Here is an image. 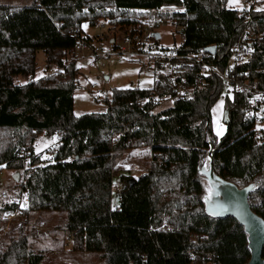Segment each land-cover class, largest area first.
Wrapping results in <instances>:
<instances>
[{
	"label": "trees",
	"instance_id": "obj_1",
	"mask_svg": "<svg viewBox=\"0 0 264 264\" xmlns=\"http://www.w3.org/2000/svg\"><path fill=\"white\" fill-rule=\"evenodd\" d=\"M226 4L227 0L0 3V165L25 167L20 184V192L28 196L24 213L63 211L65 229L74 233V249L96 255L103 264H247L250 249L242 225L232 216L214 217L204 211L198 169L211 150L213 171L222 179L239 187L254 182L248 202L264 220V129L256 132L253 122L243 121L245 97L231 92V97L225 95V130L217 136L210 109L224 84L218 76L199 74L200 64L187 57L214 46L206 61L225 67L244 28L239 11ZM172 6L183 11L167 9ZM100 18L128 27V35L165 20L181 28L178 57L170 60L177 71L156 74L150 88H115L104 112L76 116V70L67 58L76 56L78 39L92 41L82 33L81 23L94 26ZM252 18L260 38L250 59L232 72H249L264 90V10H253ZM151 38L154 49H169ZM37 50L58 71L15 84L16 76H34ZM155 66L163 69L162 62ZM198 85L206 88L153 111L154 96L173 95L177 86ZM42 133L59 136L49 162L33 149ZM141 145L150 157L148 169L137 177L125 172L116 177L119 154ZM116 180L122 188L112 207ZM16 207V201L5 205L8 212ZM28 239L10 236L0 251V264H43L45 255L32 250Z\"/></svg>",
	"mask_w": 264,
	"mask_h": 264
},
{
	"label": "rangeland",
	"instance_id": "obj_2",
	"mask_svg": "<svg viewBox=\"0 0 264 264\" xmlns=\"http://www.w3.org/2000/svg\"><path fill=\"white\" fill-rule=\"evenodd\" d=\"M34 0H0L1 4L28 5ZM246 0H238V3L226 6L230 9L241 10L246 5ZM254 10L264 9V0H257L254 3ZM182 8V7H181ZM180 7H169L170 11H179ZM86 25V27H84ZM103 25V27H99ZM126 26L110 24L108 20L98 19L96 25L90 26L87 22L80 25L82 33L92 39V51L76 52V56L71 55L67 62L72 61L76 70L77 87L73 92V112L76 116L84 113H101L106 110L105 101L111 98V92L115 88H150L153 85V79L156 74L166 73L169 70L165 68H156L155 62L144 55L142 50H152V38L159 34L158 44L165 48L179 47L182 43V36L179 33L181 28L172 25L165 20L159 24L153 31L143 32L140 35V41L146 38L144 48L138 50L141 44L136 45L132 55L117 51L118 48L127 47L124 43L127 33ZM146 36V37H145ZM132 48V47H131ZM96 51L104 53V57H99ZM138 52L139 54H136ZM36 71L34 76L24 77L16 76L15 84H24L30 80H35L48 74L58 71L55 65L48 64L44 52L37 50L35 54ZM70 60V61H69ZM171 73V72H170ZM95 83L97 88L102 90L97 94L95 89H91L90 84ZM225 95L231 97V90L223 86L220 97L216 100L210 109L211 125L214 133L220 136L224 133V103ZM157 99L160 97L155 96ZM155 98V100H157ZM223 103L217 107L218 103ZM172 102L168 100H159L153 111H160ZM215 109V111H213ZM220 133L219 135L217 133ZM57 137L52 140V137ZM58 134L47 136L40 134L34 141L33 149L43 162L51 160L52 152L58 144ZM47 145V146H45ZM39 147V151H37ZM150 161L147 148L141 145L138 148H126L116 159L115 174L116 177L121 173L132 174L137 177L148 169ZM2 175L0 177V251L4 250V243L10 236L19 235L28 236L30 247L34 251H41L45 255L43 264H103L102 260L96 255L86 252H78L73 247L72 232L65 229L66 215L63 211L35 210L23 212L26 204L18 205L13 212H8L5 205L20 202L21 192L20 184L26 176L25 167L21 170L6 169L1 167ZM16 176V179H14ZM203 199L205 200V209L209 213H215L220 207L226 206L230 202L226 191L212 184L208 178L207 171H202ZM118 203V197L113 190L111 205L115 207ZM74 237V236H73Z\"/></svg>",
	"mask_w": 264,
	"mask_h": 264
},
{
	"label": "built area",
	"instance_id": "obj_3",
	"mask_svg": "<svg viewBox=\"0 0 264 264\" xmlns=\"http://www.w3.org/2000/svg\"><path fill=\"white\" fill-rule=\"evenodd\" d=\"M257 0H246L244 3L246 6L238 10L240 17L243 19L244 28L240 33L239 37L236 39L234 44L230 49V55L228 57L227 63L223 69L218 68L215 64L209 63L206 61L207 58L212 55L206 49L195 53L187 55L188 58L195 60L197 63L200 64V72L199 74L203 75L204 77L208 76H218L224 86L229 88L231 92H238L242 93L245 97L244 100V108H243V121L246 122H253L254 123V130L258 132V130L264 129V99L260 97H264V90L258 87L256 80L251 78L249 72H241V73H233L234 70L239 64L245 63L250 57L252 56L255 50V42L258 38H260V32L257 29L253 28L255 21L252 18V11L254 10V3ZM161 23H164L162 21ZM158 27L155 23L151 22L144 26L143 32L153 31L155 27ZM99 27H103V25H99ZM137 27H140L138 24ZM141 33V34H142ZM126 35V40L124 43L127 47L118 48L117 51L121 53H125L128 55H132L134 47L138 44H141V47L138 49L141 51L143 45L145 44L146 38L143 41H140V35ZM146 37V36H145ZM151 38V36H150ZM132 47V48H131ZM175 48L169 49H152V50H142L141 52L149 57L153 62H162L163 68L169 70V72H175V69L170 60L172 58L178 57L176 54ZM251 49V51H249ZM74 50L76 52L82 51H92L93 46L91 43L85 42L83 39H78L74 45ZM96 54L99 57H104V53L96 51ZM136 54H139L136 52ZM70 61V60H69ZM168 73V72H167ZM91 89H95L97 94H101L102 90L97 88L95 83L90 84ZM206 86L198 85L196 88H184L177 86L175 87V93L173 95H165L160 98L159 100H168L170 102H174L177 98H184L189 99L193 96L195 90L197 89H205ZM156 97L154 96V99ZM157 99V98H156ZM158 99L156 101H158ZM259 126V127H258ZM2 175V169L0 168V177ZM122 184L119 181H115L113 184V190L118 192L121 190ZM28 196L25 192H21V200L20 202L17 201V205L20 208L22 203H27ZM168 230V227H165ZM74 233L71 234L73 238ZM201 239V237H199Z\"/></svg>",
	"mask_w": 264,
	"mask_h": 264
},
{
	"label": "water",
	"instance_id": "obj_4",
	"mask_svg": "<svg viewBox=\"0 0 264 264\" xmlns=\"http://www.w3.org/2000/svg\"><path fill=\"white\" fill-rule=\"evenodd\" d=\"M158 38L159 34H155ZM207 51L213 53L215 51L214 46L206 48ZM202 171L208 174V178L212 184H216L226 191L227 196L230 198V202L226 206L220 207L215 213H209L205 209L204 211L214 217H234L240 225H242L244 232L247 235L248 247L250 249V258L247 264H264L262 258V249L264 245V220L258 214H256L248 202V193L255 189L256 184L254 182L239 187L231 181H226L218 176L212 167V152L208 151L207 155L202 159L201 166L198 169V173L201 175ZM16 179V176H14ZM203 195V193H202Z\"/></svg>",
	"mask_w": 264,
	"mask_h": 264
},
{
	"label": "snow or ice",
	"instance_id": "obj_5",
	"mask_svg": "<svg viewBox=\"0 0 264 264\" xmlns=\"http://www.w3.org/2000/svg\"><path fill=\"white\" fill-rule=\"evenodd\" d=\"M233 3H238V0H229V5H231V4H233ZM258 10H264V9H258ZM180 11H183V9H180ZM84 27H86V25H85ZM249 51H251V49H249ZM260 98H261V99H264V97H260ZM222 103H223V101H220V102L218 103L217 107H219ZM213 111H215V109H213ZM258 127H259V126H258ZM217 134L219 135L220 133L218 132ZM56 139H57V137H55V136L52 137V140H53V141L56 140ZM45 146H47V145H45ZM39 150H40L39 147H37V151H39ZM0 167H3V165H0ZM204 199H205V200H209L210 197L205 196Z\"/></svg>",
	"mask_w": 264,
	"mask_h": 264
},
{
	"label": "crops",
	"instance_id": "obj_6",
	"mask_svg": "<svg viewBox=\"0 0 264 264\" xmlns=\"http://www.w3.org/2000/svg\"><path fill=\"white\" fill-rule=\"evenodd\" d=\"M43 77V76H42ZM132 175V174H131ZM140 175V174H139Z\"/></svg>",
	"mask_w": 264,
	"mask_h": 264
}]
</instances>
